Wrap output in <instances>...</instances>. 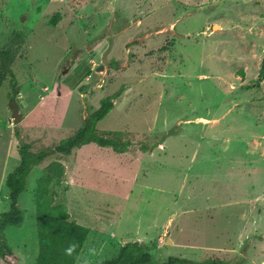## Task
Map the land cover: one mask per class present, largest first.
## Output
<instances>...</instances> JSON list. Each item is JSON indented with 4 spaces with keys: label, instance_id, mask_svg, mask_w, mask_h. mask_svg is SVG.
I'll return each instance as SVG.
<instances>
[{
    "label": "rangeland",
    "instance_id": "1",
    "mask_svg": "<svg viewBox=\"0 0 264 264\" xmlns=\"http://www.w3.org/2000/svg\"><path fill=\"white\" fill-rule=\"evenodd\" d=\"M9 46L19 92L9 78L0 88V215L20 138L33 153L57 146L122 87L97 130L133 145L89 143L34 167L24 222L5 231L17 262L0 264H37L36 193L53 163L56 204L90 229L76 264H102L128 242L151 264H264V0H0ZM82 62L92 74L79 82Z\"/></svg>",
    "mask_w": 264,
    "mask_h": 264
},
{
    "label": "trees",
    "instance_id": "2",
    "mask_svg": "<svg viewBox=\"0 0 264 264\" xmlns=\"http://www.w3.org/2000/svg\"><path fill=\"white\" fill-rule=\"evenodd\" d=\"M20 37L18 36L17 39ZM13 65L14 47L0 49V88L9 78L12 92L17 94L19 87ZM78 71L81 72L79 82L92 74L91 66L85 62L79 65ZM259 79L264 82V58L259 71ZM86 87L83 86L82 90H85ZM124 91L125 87H122L114 95L102 99L100 107L84 119L83 126L57 146L47 148L40 153H33L30 151L32 144L26 143L20 138L18 148L20 164L6 178L10 209L0 215V260L17 262L5 231L10 226H21L24 222V213L20 210L19 200L21 195L27 191L28 177L34 167L55 155L69 157L74 150L89 143H95L102 148H112L118 154L128 153L131 150L133 145L131 140H122L114 132L101 135L97 130V124L114 109L115 102ZM142 150L144 152L153 151L152 148L146 146H142ZM57 167L58 164H51L47 173L38 182L36 211L40 249L37 264H76L90 232L88 227L71 220L69 212L63 206L56 204L55 186L61 175ZM73 246L75 247L73 248ZM70 248L72 251L71 254H68L67 250ZM152 258L151 252L142 243L128 242L120 248L116 257L106 260L102 264H151ZM165 264L229 263L215 257H207L199 262L171 257Z\"/></svg>",
    "mask_w": 264,
    "mask_h": 264
},
{
    "label": "water",
    "instance_id": "3",
    "mask_svg": "<svg viewBox=\"0 0 264 264\" xmlns=\"http://www.w3.org/2000/svg\"><path fill=\"white\" fill-rule=\"evenodd\" d=\"M22 107H23V105L20 104L19 107H16V108L13 109V115L12 116H13V125L14 126H18L21 123L22 119H23V115L20 114V109Z\"/></svg>",
    "mask_w": 264,
    "mask_h": 264
},
{
    "label": "clouds",
    "instance_id": "4",
    "mask_svg": "<svg viewBox=\"0 0 264 264\" xmlns=\"http://www.w3.org/2000/svg\"><path fill=\"white\" fill-rule=\"evenodd\" d=\"M74 247H75V246H73V248H74ZM67 251H68V254H71L72 249L70 248V249H68Z\"/></svg>",
    "mask_w": 264,
    "mask_h": 264
},
{
    "label": "crops",
    "instance_id": "5",
    "mask_svg": "<svg viewBox=\"0 0 264 264\" xmlns=\"http://www.w3.org/2000/svg\"><path fill=\"white\" fill-rule=\"evenodd\" d=\"M6 182V179L4 180ZM1 202V201H0Z\"/></svg>",
    "mask_w": 264,
    "mask_h": 264
}]
</instances>
